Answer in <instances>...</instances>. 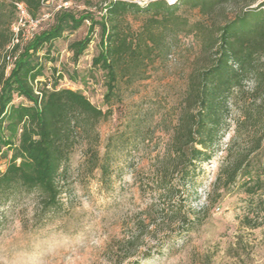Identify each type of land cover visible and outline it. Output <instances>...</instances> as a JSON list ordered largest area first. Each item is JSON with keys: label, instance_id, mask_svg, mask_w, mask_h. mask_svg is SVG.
I'll list each match as a JSON object with an SVG mask.
<instances>
[{"label": "rangeland", "instance_id": "rangeland-1", "mask_svg": "<svg viewBox=\"0 0 264 264\" xmlns=\"http://www.w3.org/2000/svg\"><path fill=\"white\" fill-rule=\"evenodd\" d=\"M1 1L14 38L17 10L12 0ZM127 1L145 6L149 0ZM263 1L224 0L209 11L181 7L178 13L188 23L167 29L152 23L149 13L125 14L121 33L144 40L149 26L159 40L136 75L119 78L109 102L106 74L92 69L99 27L78 62L69 44L86 35L89 21L58 39L55 60H48L38 85L57 81L59 87L79 89L106 112L96 125L97 146L100 154L109 149L111 175L103 181L99 171L87 170V148L95 143L78 135L64 163L67 172L57 178L61 194L55 210L42 212L39 196L25 190L0 202V264H264V193L250 197L241 186L227 183V172L239 160L264 171L263 48L244 67L233 65L242 82L228 94L210 159L197 163L187 179L170 167L167 185L157 182L168 166L167 150L174 148L190 82L214 58L215 49L206 46L209 36ZM103 4L45 0L40 29L52 24L61 7L99 17ZM14 102L25 100L16 96ZM10 156L11 151L1 160V170Z\"/></svg>", "mask_w": 264, "mask_h": 264}, {"label": "trees", "instance_id": "trees-1", "mask_svg": "<svg viewBox=\"0 0 264 264\" xmlns=\"http://www.w3.org/2000/svg\"><path fill=\"white\" fill-rule=\"evenodd\" d=\"M102 1L103 12L99 17L90 11L78 14L61 7L55 12L52 24L36 31L31 39L14 45L12 52L17 57L7 71L6 55L13 32L10 21L4 19L5 4L0 0V50L4 51L0 62V163L11 151L5 170L0 168V202L25 190L39 196L42 212L55 210L61 194L57 178L67 172L64 163L69 159L73 141L82 134L93 138L95 143L87 148V170L99 171L103 181L111 175L109 149L100 154L97 146L96 125L106 112L79 89L59 87L57 81L52 86L46 81L38 85L39 77L49 68L48 60H55L53 49L58 39L89 21L86 35L69 44L72 59L78 62L99 27L100 46L92 59V69L106 74L105 100L109 102L117 93L119 78L136 75L143 56L150 53L159 40L149 26L144 29L148 35L144 40L121 33L120 18L132 11L144 12L151 14L152 23L161 28H173L188 23L186 17L178 13L181 7L209 11L224 0H149L145 6L127 0ZM16 2L25 3L36 19L45 15V0H12L15 8ZM261 7L264 1L258 9L244 10L209 36L206 46L215 49L211 54L214 58L190 82L184 112L173 139L174 148L167 150L168 166L157 181L161 186L167 185L170 167L181 171L187 179L197 163L210 159L208 153L218 135L228 94L242 82L241 72L235 71L233 65L244 67L258 49H264V17L259 18ZM141 43H145V48H141ZM54 70L59 73L56 67ZM59 75L61 78L63 73ZM16 96L24 98L25 102L16 104ZM227 183L241 186L250 197L263 194V168L239 160L227 172ZM169 189L171 192L172 188Z\"/></svg>", "mask_w": 264, "mask_h": 264}, {"label": "built area", "instance_id": "built-area-1", "mask_svg": "<svg viewBox=\"0 0 264 264\" xmlns=\"http://www.w3.org/2000/svg\"><path fill=\"white\" fill-rule=\"evenodd\" d=\"M15 6H16L17 13H18V19L16 21V24L13 26L15 30V36L12 39L10 45L8 46V52L6 55L7 71L11 69L12 63L17 57V54L16 53L14 54L12 52L14 45L17 43H20L21 41L25 42L31 39L36 33V31H38L41 28V22L44 20L45 16L47 15L45 14L43 15L42 18L36 19L30 14L25 3L16 2ZM25 31L27 32L26 35H25Z\"/></svg>", "mask_w": 264, "mask_h": 264}]
</instances>
